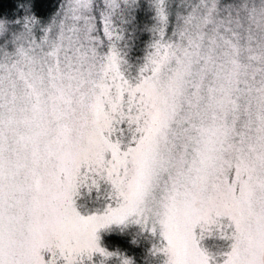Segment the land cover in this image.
I'll return each mask as SVG.
<instances>
[{"label":"snow or ice","instance_id":"obj_1","mask_svg":"<svg viewBox=\"0 0 264 264\" xmlns=\"http://www.w3.org/2000/svg\"><path fill=\"white\" fill-rule=\"evenodd\" d=\"M20 7L0 264H264V0Z\"/></svg>","mask_w":264,"mask_h":264},{"label":"trees","instance_id":"obj_2","mask_svg":"<svg viewBox=\"0 0 264 264\" xmlns=\"http://www.w3.org/2000/svg\"><path fill=\"white\" fill-rule=\"evenodd\" d=\"M22 0H0V5L7 7L0 8V14L10 17H18L23 15V10L20 7ZM59 0H41L40 13L43 16L49 14L57 5Z\"/></svg>","mask_w":264,"mask_h":264},{"label":"rangeland","instance_id":"obj_3","mask_svg":"<svg viewBox=\"0 0 264 264\" xmlns=\"http://www.w3.org/2000/svg\"><path fill=\"white\" fill-rule=\"evenodd\" d=\"M59 4H60V0L57 3V5L55 6V8L49 14H46L43 17L47 18L48 16H51L52 14H54L58 10Z\"/></svg>","mask_w":264,"mask_h":264}]
</instances>
